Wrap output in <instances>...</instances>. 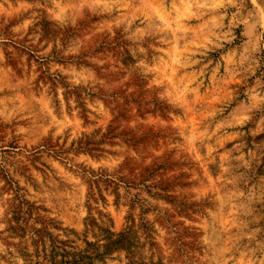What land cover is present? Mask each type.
<instances>
[{
	"label": "rangeland",
	"instance_id": "rangeland-1",
	"mask_svg": "<svg viewBox=\"0 0 264 264\" xmlns=\"http://www.w3.org/2000/svg\"><path fill=\"white\" fill-rule=\"evenodd\" d=\"M0 264H264V0H0Z\"/></svg>",
	"mask_w": 264,
	"mask_h": 264
}]
</instances>
